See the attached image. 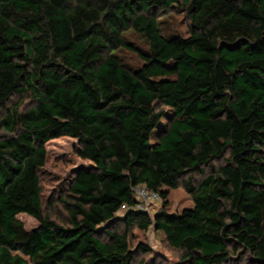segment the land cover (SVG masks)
<instances>
[{
    "label": "trees",
    "instance_id": "1",
    "mask_svg": "<svg viewBox=\"0 0 264 264\" xmlns=\"http://www.w3.org/2000/svg\"><path fill=\"white\" fill-rule=\"evenodd\" d=\"M174 7L186 37L161 34ZM128 30L146 53L125 43ZM121 47L139 54L137 70L114 55ZM27 93L28 110L6 106ZM61 136L79 143L58 197L64 223L43 205L61 183L46 195L40 180L64 179L46 169V144ZM138 185L162 200L153 218L134 208ZM177 188L193 207L169 213ZM123 206L124 230L99 238ZM150 226L186 264H224L234 245L264 264V0H0V264H134L131 228Z\"/></svg>",
    "mask_w": 264,
    "mask_h": 264
},
{
    "label": "rangeland",
    "instance_id": "2",
    "mask_svg": "<svg viewBox=\"0 0 264 264\" xmlns=\"http://www.w3.org/2000/svg\"><path fill=\"white\" fill-rule=\"evenodd\" d=\"M159 27L161 34L166 38L172 36L186 37L189 33L188 20L184 15V11L179 7H174L170 13L161 16L159 18ZM123 38L127 45H130L138 52H147L148 41L141 33L128 30L123 34ZM135 50L121 47L114 51V55L120 63L128 69L137 70L142 65L143 61ZM33 105L34 101L30 93L13 95L6 103L8 108H16L21 112L28 110ZM157 108L164 110L166 113H170V109L161 104H158ZM165 123V119L160 121V125H164ZM152 141H154L153 138ZM78 148V141L68 136L54 138L46 144L49 157L46 169L60 175V177H64V179L62 182L54 175L40 172L41 183L48 187L45 190L46 195L50 193L51 186L53 187L57 185V183H61L58 185L52 203L49 205L45 202L43 203L44 212L51 219L59 223L65 222L66 212L62 204L58 201V197L64 196L67 192V185L71 180V173L66 176L67 172L79 163L76 156ZM223 163L224 158L211 162L214 167H218ZM207 172H209L208 168L206 169V173ZM191 176L195 179L201 178L198 175ZM167 199L169 205L166 207V211L169 213H179L184 208L193 207L191 197L182 188L169 190ZM161 204L162 200L160 198L158 202L150 205V207L145 210V213L150 218H153L154 215L161 210ZM127 211V207L123 206L115 213L111 221L100 226V230L104 228L122 232L124 230L123 218ZM17 219L21 221L24 228L27 230L37 226V222L26 214H18ZM104 229L99 232L98 236L102 240H107ZM128 241L130 249L134 251V264H186L181 258L182 251L171 247L163 232L154 229L153 226H150L147 230L132 227ZM139 244H143L147 247L148 251L143 252L137 249ZM231 249H233V252H231L230 258L224 264H258L250 259V255L243 248L234 245V247L231 246Z\"/></svg>",
    "mask_w": 264,
    "mask_h": 264
},
{
    "label": "built area",
    "instance_id": "3",
    "mask_svg": "<svg viewBox=\"0 0 264 264\" xmlns=\"http://www.w3.org/2000/svg\"><path fill=\"white\" fill-rule=\"evenodd\" d=\"M132 192L135 199L137 200L134 208L143 212H145V210L148 209L150 205L160 200L159 194L149 190L145 185L132 187Z\"/></svg>",
    "mask_w": 264,
    "mask_h": 264
}]
</instances>
